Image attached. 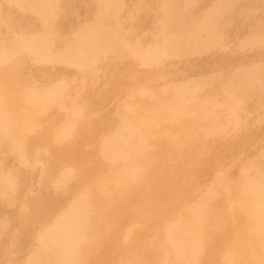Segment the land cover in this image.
Returning <instances> with one entry per match:
<instances>
[{"label": "rangeland", "instance_id": "1", "mask_svg": "<svg viewBox=\"0 0 264 264\" xmlns=\"http://www.w3.org/2000/svg\"><path fill=\"white\" fill-rule=\"evenodd\" d=\"M217 1L124 0L119 21L130 42L133 31L152 45L163 14L198 22ZM37 2L0 0V45L13 37L29 39L47 29L43 24L52 23L54 53L79 28L112 21L99 15L100 0H56L53 18L19 7ZM223 7L225 15L214 20L228 23L223 43L202 54L169 57L151 67L131 54H101L90 66H81L24 51L0 64L5 110L23 112L31 94L50 97L44 108L33 109L31 128L15 127L0 145V168L15 184L5 192L0 189V264H33L43 238L68 208L114 173L124 176V163L102 151L121 131L125 148L130 146L127 128L139 116L129 110L133 101L142 117H161L163 122L144 127L143 147L131 161L133 175L122 187L112 184L108 194H116L114 203L107 198L89 205L86 239L68 264H177L173 254L166 258L169 228L181 225L199 207L203 250L197 264H226L230 252L245 245L254 227L244 207L251 197L245 184L264 175V89L257 84L239 102L228 104L223 82L255 66L264 76V43L244 44L264 37V0H226ZM207 79L213 82L185 103L186 114L173 115L176 121L169 125L163 118L171 116L162 112L172 109L173 98L159 104L165 93ZM74 118L79 124L66 131ZM16 119L24 124V113L20 118L15 113ZM17 140L25 162L12 151ZM134 140L140 143L138 134ZM175 230L181 239L182 228Z\"/></svg>", "mask_w": 264, "mask_h": 264}, {"label": "bare ground", "instance_id": "2", "mask_svg": "<svg viewBox=\"0 0 264 264\" xmlns=\"http://www.w3.org/2000/svg\"><path fill=\"white\" fill-rule=\"evenodd\" d=\"M100 1L102 5L99 15L103 17L109 15L112 21H95L79 28L72 33V37L65 38L61 47L56 49L54 53L52 51L55 46V39L52 36L49 37V35H52V33L50 34V28L54 24H43L47 29H44L41 33L34 34L29 39L13 37L6 45H0V64L12 58L14 54L25 51L28 54H35L38 58L58 59L67 64L81 66H90L95 60L99 59L101 54H115L118 58L124 57L125 54H131L141 65L151 67L169 57L202 54L216 47H221L228 25L222 20L214 21L216 17L219 18L225 15L223 5L226 0H219L212 6L209 14L198 22L177 20L178 17L172 13H165L162 15V21L158 24L157 31L153 33L155 42L152 45L146 44L144 39L132 34L133 31L131 32L133 39L131 43V38L123 33L122 25L119 21L118 12L124 0ZM55 2L56 0H38L37 5L34 7H26L21 3H19V7L37 11L42 10L45 12L42 14L43 17L53 18V11L56 9ZM173 9L174 6H172L171 11ZM263 43L264 37H259L251 38L244 44L263 45ZM258 68L255 66L239 70L235 72L233 77L223 82V97L226 103L239 102L243 93L251 91L257 84L264 89V76L259 75ZM211 82H213L211 79L202 80L193 86H184L176 92L172 90L166 92V96L159 104L163 103L168 97L173 98L172 109L162 112L169 114L171 117L162 118L171 125L176 121L173 115L186 114L185 103L196 100L198 98L197 92ZM192 90L193 92H191ZM49 99V96L31 94L25 101V110L23 112H14L13 110H5L3 100L0 98V145L4 138L10 136L11 130L15 127L22 130L31 128L33 123H35L31 118L33 109L36 107L44 108ZM129 106L131 112L139 114L134 121L135 123L128 128L125 126L129 130L130 146L125 148L127 144L124 142L123 131H121L120 135L112 137L106 142L102 151L104 157L115 161L120 160L124 163L125 168H122L124 176L114 173L103 182L98 183L87 196L85 195L68 208L64 217L51 229V233L43 238L41 247L32 259L33 264H68L80 243L86 239L87 224L84 220V215L87 213L89 205L94 203L102 204V201L107 199L108 194L111 193L112 184L115 183L117 187H122L125 178L133 175L131 161L133 155L140 152V147H143L145 139L144 127L159 125L163 120H161V117L155 120L142 117L140 113L136 112L139 106L134 101ZM15 113L18 118L24 113V124L19 125L18 119L13 120ZM73 113L77 116L79 111L75 110ZM77 124H79L78 119H71L69 126L65 130H72ZM136 134H138V140H140L139 144L135 140L133 141ZM65 135V133H62L60 137H65ZM22 150L20 141L17 140L12 144V151L17 153L19 157H23L22 159L25 162L27 160H24ZM65 180L66 177L63 176L61 183L65 182ZM14 186L11 176L0 168V189L2 192H5L8 187L13 188ZM245 191L251 195L244 207L250 214L251 219H253L254 227L250 236L244 240L245 245L230 252L229 261L226 264H264V175L245 184ZM122 194L123 191H119L117 198L120 199ZM112 196L108 198L111 203L115 200L111 198ZM202 210L203 208L199 207L197 210L190 211L188 217L184 219L181 225L169 228L165 245L166 258L169 259L173 254L177 259V264H197L198 255L203 250L200 238V235L203 234ZM177 228H182L184 233L179 240L173 234ZM162 263L171 264L166 261Z\"/></svg>", "mask_w": 264, "mask_h": 264}]
</instances>
